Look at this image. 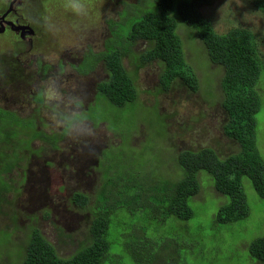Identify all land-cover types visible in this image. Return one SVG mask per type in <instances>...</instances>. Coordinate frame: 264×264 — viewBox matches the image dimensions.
I'll list each match as a JSON object with an SVG mask.
<instances>
[{
	"label": "rangeland",
	"instance_id": "rangeland-1",
	"mask_svg": "<svg viewBox=\"0 0 264 264\" xmlns=\"http://www.w3.org/2000/svg\"><path fill=\"white\" fill-rule=\"evenodd\" d=\"M9 1L0 0L1 17ZM138 1L85 0L88 14L81 17L64 7L65 0H18L9 16L0 18V109L7 111L0 116V264L22 263L34 229L59 257L69 258L89 241L94 215L107 212L110 249L103 264H260L247 247L264 236V198L248 179L241 181L248 216L225 224H217L215 215L227 198L216 193L203 171L197 174L198 194L187 200L193 214L188 220L156 211L155 195L148 193L181 178L176 158L182 151L211 148L220 157L238 151L222 132L223 70L208 61L196 33L172 13L186 62L199 82L195 92L178 78L164 89L162 64L149 62L136 71L133 58L125 57L137 98L119 108L96 98L95 87L106 78L101 63L78 72L90 69L92 56L82 65L85 55L102 52L106 40L119 43L135 19L127 6L136 7L137 14L153 10L150 0ZM208 1L200 12L214 31H251L264 62V14L251 0ZM144 48L140 43L133 53ZM52 80L61 81L66 99L73 92L85 98L96 133L87 147L50 121L38 91ZM255 123V147L264 165V103ZM109 180L116 190L107 196L101 189ZM75 193L88 198L85 207L74 203Z\"/></svg>",
	"mask_w": 264,
	"mask_h": 264
},
{
	"label": "trees",
	"instance_id": "trees-1",
	"mask_svg": "<svg viewBox=\"0 0 264 264\" xmlns=\"http://www.w3.org/2000/svg\"><path fill=\"white\" fill-rule=\"evenodd\" d=\"M150 1L154 4L153 10L141 14H137L136 7L131 10V6H127L130 10L127 15L135 19L130 22L126 33L117 38L119 43L106 40L102 52L85 55L82 65L92 56L90 69L78 72L87 73L101 63L106 78L96 85V98L99 96L119 108L137 98L134 79L123 65L125 57L133 58L136 71L149 62L162 64L164 71L160 81L164 89H168L178 78L190 90L197 91L198 79L192 66L186 62L182 41L176 33L177 23L172 15L175 11L180 24L196 33L208 61L223 70L220 82V106L225 114L222 132L237 145L238 151L225 157H220L211 148L182 151L176 158L181 178L176 183L163 185L159 190L150 189L148 193L155 195L156 211L165 217L188 220L193 214L187 200L198 194L197 174L203 171L211 178L216 193L227 198V202L220 205L215 222L225 224L245 219L248 206L241 186L242 179H248L258 197L264 198V165L255 147V115L264 103V62L255 36L243 28H232L225 34L216 33L211 21L200 12V8L209 3L208 0ZM142 2L139 0L136 4ZM251 2L264 14V0ZM140 43L145 44L144 50L134 54L133 49ZM2 112L7 111L0 109V116ZM11 114L15 115L14 112ZM115 190V183L109 180L101 193L109 196V191ZM129 199L131 202L135 196ZM73 200L82 208L88 203V198L80 193H75ZM110 216V212L94 215L89 228V241L69 258L59 257L53 245L38 230H32L21 264H103L110 249L105 239ZM139 233L136 230L134 236L139 238ZM247 252L251 259L264 264V236L254 239ZM130 255L137 263L141 262L135 252L131 251Z\"/></svg>",
	"mask_w": 264,
	"mask_h": 264
},
{
	"label": "clouds",
	"instance_id": "clouds-1",
	"mask_svg": "<svg viewBox=\"0 0 264 264\" xmlns=\"http://www.w3.org/2000/svg\"><path fill=\"white\" fill-rule=\"evenodd\" d=\"M64 7L76 16H86L88 5L85 0H65ZM47 28L51 25L45 22ZM40 99L47 103L51 112L50 121L69 139L88 146L90 138L95 136V129L91 125L90 118L85 110V98L73 92L65 98L61 89V81L52 80L42 89H39Z\"/></svg>",
	"mask_w": 264,
	"mask_h": 264
},
{
	"label": "flooded vegetation",
	"instance_id": "flooded-vegetation-1",
	"mask_svg": "<svg viewBox=\"0 0 264 264\" xmlns=\"http://www.w3.org/2000/svg\"><path fill=\"white\" fill-rule=\"evenodd\" d=\"M17 2H18V0H10L9 1L6 11L4 12L2 17L0 16L1 20L6 18L7 16H9V14L12 12V10H14V8L21 3V2H18V3ZM4 23H5V21H4ZM44 67H48V66H44Z\"/></svg>",
	"mask_w": 264,
	"mask_h": 264
}]
</instances>
